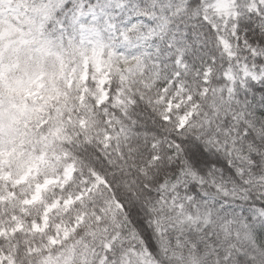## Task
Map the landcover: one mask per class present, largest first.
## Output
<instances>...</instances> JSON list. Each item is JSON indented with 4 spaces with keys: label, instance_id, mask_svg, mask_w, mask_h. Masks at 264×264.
<instances>
[{
    "label": "trees",
    "instance_id": "16d2710c",
    "mask_svg": "<svg viewBox=\"0 0 264 264\" xmlns=\"http://www.w3.org/2000/svg\"><path fill=\"white\" fill-rule=\"evenodd\" d=\"M71 164L47 200L101 181L50 227L84 221L1 240L13 264H264V0H0V224Z\"/></svg>",
    "mask_w": 264,
    "mask_h": 264
},
{
    "label": "rangeland",
    "instance_id": "374dc122",
    "mask_svg": "<svg viewBox=\"0 0 264 264\" xmlns=\"http://www.w3.org/2000/svg\"><path fill=\"white\" fill-rule=\"evenodd\" d=\"M227 7V5H224ZM79 38L82 43L89 44L93 49V57L100 69V60L101 56L104 52V42L103 37L99 30L95 28H87L81 27L79 29ZM100 63V64H99ZM88 63L86 62V67L82 74V82H86L88 78ZM73 81V77L71 78ZM109 78L107 75H104L100 79V88L104 96L101 101L105 99V96L108 92L105 85L108 84ZM182 90V86L180 89ZM186 92V89H183ZM180 96V91H176L173 99H171V104L174 105L175 108H179L184 100L179 102H175L174 100ZM190 100V97L187 98ZM195 106L188 112L189 114L185 116H180L179 120L184 125L191 116V114L195 111ZM75 167L74 165H69L64 174L59 175L57 177L47 178L42 183L37 184L34 187V190L28 195L23 201L19 198L16 200L20 201L18 203L19 207L22 208L23 217L20 216V212L17 215L14 213L10 219L0 224V241L1 240H9L13 237L17 232L28 229L32 230L35 233H43V231L51 230V224L54 223V219L58 218V215L61 212H66L73 204L77 201L83 200L84 198L89 197L96 190L98 183L101 181V178L96 176V181L89 187H85L80 191L76 196H69L67 198L55 197L51 200L46 199V194L51 193V191L57 187L63 188L65 187L74 177ZM38 173V166L32 165L29 167L27 173L15 183L25 184L31 178L35 177ZM11 175L4 174L0 176V182L6 180L7 183L12 182ZM15 192L13 190L9 191H0V203H5L7 200H14ZM33 214V215H32ZM75 221V223H71ZM70 221L69 219H65L56 223L55 232L51 230L53 233L51 238L52 244H59L64 241V239L74 231L75 227L79 225L82 221H84V215H76L75 220ZM11 254L0 251V264H13Z\"/></svg>",
    "mask_w": 264,
    "mask_h": 264
}]
</instances>
